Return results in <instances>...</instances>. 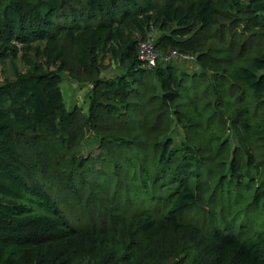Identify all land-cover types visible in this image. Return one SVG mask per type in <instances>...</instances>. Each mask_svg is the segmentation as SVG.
<instances>
[{"label": "trees", "instance_id": "1", "mask_svg": "<svg viewBox=\"0 0 264 264\" xmlns=\"http://www.w3.org/2000/svg\"><path fill=\"white\" fill-rule=\"evenodd\" d=\"M0 264H264V0H0Z\"/></svg>", "mask_w": 264, "mask_h": 264}, {"label": "rangeland", "instance_id": "2", "mask_svg": "<svg viewBox=\"0 0 264 264\" xmlns=\"http://www.w3.org/2000/svg\"><path fill=\"white\" fill-rule=\"evenodd\" d=\"M70 19V18H69ZM59 20V19H58ZM58 20H56L55 25H63L58 24ZM63 22V21H62ZM73 20L70 19L67 25H71ZM84 26L85 23L82 22ZM156 36H158V32L155 30ZM104 64L106 65L107 70L104 72L105 78H113L123 72L122 68L117 62H113L109 57L104 59ZM174 65H180L185 71L192 72L195 70V65H190L182 61L173 62ZM5 73L2 76V83L4 84L6 79L9 78L11 80H15L16 71H25L26 67L21 60H18L16 63H9L5 68ZM66 106L69 110H73L74 108H81L85 114H89L90 110V101L89 95L92 91L91 86L81 85L71 81L67 76L63 77V83L61 86ZM173 139L176 141L178 145H181L184 141V130L182 127L175 125L174 132L172 134ZM99 145V141L95 138L94 134L91 133L88 135L87 139L82 145L80 150V155L83 157L89 156L95 149H97Z\"/></svg>", "mask_w": 264, "mask_h": 264}, {"label": "built area", "instance_id": "3", "mask_svg": "<svg viewBox=\"0 0 264 264\" xmlns=\"http://www.w3.org/2000/svg\"><path fill=\"white\" fill-rule=\"evenodd\" d=\"M153 29L147 40H142V37L137 34L136 39L139 40V60L142 63L143 69L152 71L160 62L173 63L182 61L186 63H195L196 57L178 52L160 53L157 49V36Z\"/></svg>", "mask_w": 264, "mask_h": 264}]
</instances>
